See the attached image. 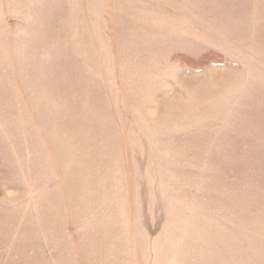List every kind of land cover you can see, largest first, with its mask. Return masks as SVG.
Masks as SVG:
<instances>
[{
	"label": "rangeland",
	"instance_id": "374dc122",
	"mask_svg": "<svg viewBox=\"0 0 264 264\" xmlns=\"http://www.w3.org/2000/svg\"><path fill=\"white\" fill-rule=\"evenodd\" d=\"M0 264H264V0H0Z\"/></svg>",
	"mask_w": 264,
	"mask_h": 264
}]
</instances>
